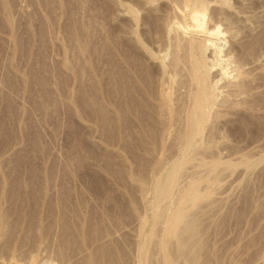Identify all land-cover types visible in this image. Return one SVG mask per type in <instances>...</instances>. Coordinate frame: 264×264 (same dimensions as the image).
I'll list each match as a JSON object with an SVG mask.
<instances>
[{
  "label": "rangeland",
  "instance_id": "1",
  "mask_svg": "<svg viewBox=\"0 0 264 264\" xmlns=\"http://www.w3.org/2000/svg\"><path fill=\"white\" fill-rule=\"evenodd\" d=\"M0 264H264V0H0Z\"/></svg>",
  "mask_w": 264,
  "mask_h": 264
},
{
  "label": "bare ground",
  "instance_id": "2",
  "mask_svg": "<svg viewBox=\"0 0 264 264\" xmlns=\"http://www.w3.org/2000/svg\"><path fill=\"white\" fill-rule=\"evenodd\" d=\"M194 16V15H193ZM198 16H196V18H197ZM194 18H195V16H194ZM200 19V18H199ZM192 20H194V19H192ZM196 26H198V25H196ZM175 29V28H174ZM206 34H209V35H212V34H218L219 33V30H218V28H216V29H214V30H211L210 32L209 31H206L205 32ZM210 44V43H209ZM198 74V73H197ZM195 78H196V81L197 82H202L203 80H204V78L199 74V75H196L195 76ZM198 83V84H199ZM203 93H206L205 91H203ZM204 98V95H201V98ZM201 98H199V99H201ZM195 102L197 103V100H195ZM195 103V104H196ZM198 104H199V102H198ZM195 105V106H199V108H200V104L199 105ZM192 108V107H191ZM197 110H198V108H196ZM195 109H193V111H194ZM200 110H198L197 112H199ZM202 111V110H201ZM195 113V112H194ZM201 113V112H200ZM200 113H198L197 115H199ZM196 114V113H195ZM196 116V115H195ZM195 121H196V118H195ZM196 123V122H195Z\"/></svg>",
  "mask_w": 264,
  "mask_h": 264
}]
</instances>
